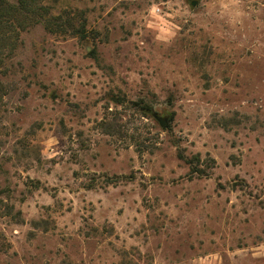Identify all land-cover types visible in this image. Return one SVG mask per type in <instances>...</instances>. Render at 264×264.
I'll use <instances>...</instances> for the list:
<instances>
[{"label": "rangeland", "instance_id": "rangeland-1", "mask_svg": "<svg viewBox=\"0 0 264 264\" xmlns=\"http://www.w3.org/2000/svg\"><path fill=\"white\" fill-rule=\"evenodd\" d=\"M44 5L87 34L0 32V264H264V0Z\"/></svg>", "mask_w": 264, "mask_h": 264}, {"label": "trees", "instance_id": "trees-1", "mask_svg": "<svg viewBox=\"0 0 264 264\" xmlns=\"http://www.w3.org/2000/svg\"><path fill=\"white\" fill-rule=\"evenodd\" d=\"M47 0H0V32L4 36L7 29L13 25V22L19 19H31L38 16V22L43 23L44 28L51 34H61L79 37H86L85 18L81 16L76 23V18L69 13L53 14L48 6L44 5ZM8 30V31H6ZM140 111L142 116L149 118L152 114V107L143 101L134 104ZM172 118L165 123L164 129L170 128ZM181 160L189 164L193 163V159L187 160L183 154H179ZM199 160L198 157L194 158ZM1 250V249H0Z\"/></svg>", "mask_w": 264, "mask_h": 264}, {"label": "water", "instance_id": "water-1", "mask_svg": "<svg viewBox=\"0 0 264 264\" xmlns=\"http://www.w3.org/2000/svg\"><path fill=\"white\" fill-rule=\"evenodd\" d=\"M195 5V2L193 1V2H191V6H194ZM160 123H161V125L163 126L164 125V123H165V121L164 120H162V119H160Z\"/></svg>", "mask_w": 264, "mask_h": 264}]
</instances>
